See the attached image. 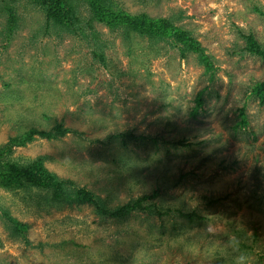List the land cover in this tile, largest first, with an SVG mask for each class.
Instances as JSON below:
<instances>
[{
    "label": "rangeland",
    "instance_id": "1",
    "mask_svg": "<svg viewBox=\"0 0 264 264\" xmlns=\"http://www.w3.org/2000/svg\"><path fill=\"white\" fill-rule=\"evenodd\" d=\"M77 3L84 32L48 26L19 0L10 33L0 0V149L32 129L69 130L12 146L1 165L43 157L108 209L149 196L170 213L117 219L40 188H0V264H264V105L254 93L264 58L247 49L250 35L264 46V0H115L172 19L211 72L171 40L91 30L89 6Z\"/></svg>",
    "mask_w": 264,
    "mask_h": 264
},
{
    "label": "trees",
    "instance_id": "2",
    "mask_svg": "<svg viewBox=\"0 0 264 264\" xmlns=\"http://www.w3.org/2000/svg\"><path fill=\"white\" fill-rule=\"evenodd\" d=\"M9 15V31L14 33L17 28L18 18L13 10V4L19 0H1ZM78 0H32L46 16L48 26H53L62 32L77 34L83 31L81 28V18L78 14ZM80 1V0H79ZM82 1V0H81ZM91 10L92 17L86 22L88 28L93 30L94 22L103 23L112 31L121 30L124 38H130L132 35H138L142 38H148L150 42L159 44L165 40H171L180 46L181 56L186 59L189 54L198 56L200 63L205 66L208 72L214 70V64L201 43L196 40L188 31L177 26L170 18H152L146 14L133 15L122 9H118L115 0H83ZM12 4V5H11ZM84 32V31H83ZM248 51L256 56L264 58V46L259 43L254 35L247 37ZM103 58V56H101ZM254 93L264 105V82L256 85ZM199 105L202 104L199 98ZM69 130L65 129L63 124H58L51 132H40L32 129L19 138L11 139L10 145L0 149V160L12 152V146L24 147L35 141L36 136L44 138H57L65 136ZM128 136V135H126ZM1 167L5 170L1 171ZM0 188L15 191L19 189L40 188L47 190L52 194L53 200L57 202H71L80 205H93L102 215L117 219L129 217L133 212L149 213L151 215L167 216L170 211H162L152 205H147L151 197L144 196L137 200H132L128 204L118 207L114 210L108 209L106 202L93 192L85 188H79L72 181H62L54 173L48 171L45 167V159L40 157L27 164L19 162H6L1 165L0 162ZM157 194V193H155ZM155 197V196H154ZM146 203V204H145ZM181 217L187 218L190 223L200 220V214H187L179 212ZM18 230H23V225L14 221Z\"/></svg>",
    "mask_w": 264,
    "mask_h": 264
}]
</instances>
